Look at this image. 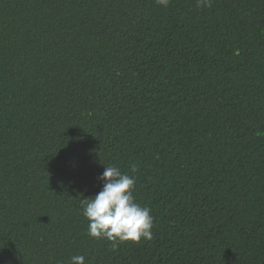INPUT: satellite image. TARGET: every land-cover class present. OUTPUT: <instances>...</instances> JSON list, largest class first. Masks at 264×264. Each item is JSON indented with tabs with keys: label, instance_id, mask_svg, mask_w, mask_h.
I'll use <instances>...</instances> for the list:
<instances>
[{
	"label": "trees",
	"instance_id": "obj_1",
	"mask_svg": "<svg viewBox=\"0 0 264 264\" xmlns=\"http://www.w3.org/2000/svg\"><path fill=\"white\" fill-rule=\"evenodd\" d=\"M105 166L150 241L87 235ZM75 255L264 264V0H0V264Z\"/></svg>",
	"mask_w": 264,
	"mask_h": 264
},
{
	"label": "clouds",
	"instance_id": "obj_2",
	"mask_svg": "<svg viewBox=\"0 0 264 264\" xmlns=\"http://www.w3.org/2000/svg\"><path fill=\"white\" fill-rule=\"evenodd\" d=\"M167 8L170 0H155ZM212 0H196L197 8L211 7ZM137 168L131 166V172ZM102 189L94 197L81 202L82 215L88 221L87 235L91 239H106L113 247L126 242L140 243L153 238L154 217L151 209L136 202L134 176L122 173L117 166H105L98 177ZM70 264H85V257L75 255Z\"/></svg>",
	"mask_w": 264,
	"mask_h": 264
}]
</instances>
